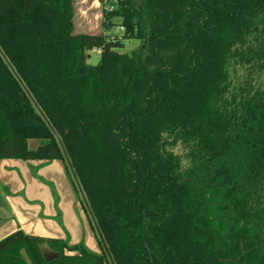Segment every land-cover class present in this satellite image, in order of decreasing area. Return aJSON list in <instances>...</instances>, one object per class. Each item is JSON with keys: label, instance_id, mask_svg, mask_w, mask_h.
<instances>
[{"label": "trees", "instance_id": "obj_1", "mask_svg": "<svg viewBox=\"0 0 264 264\" xmlns=\"http://www.w3.org/2000/svg\"><path fill=\"white\" fill-rule=\"evenodd\" d=\"M115 6L130 53L73 32L71 0H0V160L58 159L79 196L11 66L115 264H264V0ZM0 264L109 262L17 229Z\"/></svg>", "mask_w": 264, "mask_h": 264}, {"label": "rangeland", "instance_id": "obj_2", "mask_svg": "<svg viewBox=\"0 0 264 264\" xmlns=\"http://www.w3.org/2000/svg\"><path fill=\"white\" fill-rule=\"evenodd\" d=\"M71 2L73 9V32L104 34L110 40L119 39L122 41L121 51L127 53H130L132 50H135L139 47L140 41L136 38L128 37L127 34L124 33L123 27L120 26V9L119 6H115V1L71 0ZM109 6L112 8L110 9ZM103 14H105L107 17L105 24L103 23ZM99 59V50L91 49L89 51V58L87 62L89 64H97ZM29 146L31 148L34 147V141L30 140ZM56 162L60 163L61 161ZM55 164L50 162L49 164L41 166L37 172L39 175L38 178H27L25 176V169L20 170L22 167L20 169H17L15 166H10L7 168L12 171L14 182L6 186V190L3 191L2 188L4 186L0 180V187L2 194H9L8 207L10 212L12 214L14 213L15 216L13 219H5L4 223H1L0 228L1 226L17 224L20 225V228L23 229V231L27 234H44L40 231V229L35 227V225L39 224V222L36 220L42 222V227H45V229L50 227L60 228L62 225H64L63 221L60 220V224H58V222L51 217L54 213H51L52 211H60V214H62L61 219L62 217L64 220L71 218L75 225H81V215L84 217L83 213L80 211L81 207H77V210H75L73 205L64 204V195L59 192V179L64 176L65 171L63 167H59V165L57 167ZM56 178H58L57 181L59 182V185L56 181ZM54 196L58 198L57 204L54 203ZM59 196L61 197V203L59 201ZM45 215L47 218H44ZM30 222H34V225L32 224V226H30ZM80 227L82 235L78 236V242L83 244L90 251L100 253L101 247L99 245L97 235L91 225L90 218L89 223H86ZM71 234L72 236L76 237V234L72 229ZM39 247L43 256L47 259V253L52 252V250L48 248L46 243H41Z\"/></svg>", "mask_w": 264, "mask_h": 264}, {"label": "crops", "instance_id": "obj_3", "mask_svg": "<svg viewBox=\"0 0 264 264\" xmlns=\"http://www.w3.org/2000/svg\"><path fill=\"white\" fill-rule=\"evenodd\" d=\"M56 161H60L58 159H53L52 161L49 162H43L41 160H36V159H27V160H23V159H12V158H6V159H2L0 160V180L2 182V185L5 187H3V190H6V186H8L9 184H11L12 182H14L13 180V176H12V171H10L9 169H7L10 166H15L17 169L21 168L20 170L25 169V176L28 178H38V170L41 166L49 164L50 162H52L53 164L55 163H59ZM59 165V167H63L64 165L62 163V161L59 164H55ZM4 167V168H3ZM65 171V168H64ZM21 172V171H20ZM33 172V173H32ZM23 179V177H22ZM58 178H56L57 181ZM62 179V180H61ZM59 179V182L57 181L58 185H59V192H61L64 195V204H71L74 206V209L77 210V207H81L80 211L83 213L84 217L80 218V223L81 225H75L74 221L71 218H68L67 220H64L63 217L61 219L62 214H60V211H52L51 213H53V215L51 216L52 218H54L58 224H60V220L63 221L64 225H60V228H56V227H50L45 229V227H42L43 223L40 222L39 220H36L37 222H39L38 225H35V227H37L38 229H40V231L44 234H39L38 235H42V236H48V237H57V238H62L65 239L67 238L69 243L71 244H75V243H79L78 240V236L82 235V231H81V227L86 223H89V217L87 216V212L85 211V208H83L82 203L79 200V196L77 195L76 191L74 190L68 176L67 173L65 171L64 176ZM24 181V179H23ZM1 184V183H0ZM6 192V191H5ZM4 195V199L6 202V210H0V225L1 223H4V220H8V218H14V213L12 214L10 212V209L8 207V197L9 194L5 193ZM54 203L57 204L58 202V198L56 196H54ZM59 201L61 203V197L59 196ZM81 214V213H80ZM60 217V218H59ZM44 218H47V216L45 215ZM32 224L34 225V222H30V226H32ZM23 226V225H22ZM23 228V227H22ZM17 229H21L20 225L17 224H13V225H8V226H1L0 228V238L4 237L7 234H10L12 232H14ZM71 229L74 230V233L76 234L74 236H72L71 234ZM23 231V229H21ZM49 248V247H48ZM48 257L47 259L53 258L55 256V252H48Z\"/></svg>", "mask_w": 264, "mask_h": 264}, {"label": "water", "instance_id": "obj_4", "mask_svg": "<svg viewBox=\"0 0 264 264\" xmlns=\"http://www.w3.org/2000/svg\"><path fill=\"white\" fill-rule=\"evenodd\" d=\"M10 69H11L12 73L14 74V76L16 77V79L18 80V82L20 83V85L22 86V88L24 89V91L27 93L28 97L33 102L34 106L38 110V112L41 115L42 119L44 120V122L46 123L48 128L50 129L51 133L54 135L56 141L58 142V144L60 146V149L62 151L63 157H64V161H65V163H66V165L68 167V170H69V172L71 174V177H72V179H73V181L75 183V186H76V188L78 190L79 196H80V198L82 200V203H83V205H84V207L86 209V212H87V214H88V216H89V218L91 220V224H92V226L94 228V231H95V233L97 235V239H98V241H99V243H100V245L102 247V250L104 251V253L106 255V258L108 259L109 264H115L111 254H110V252H109V250L107 248V245H106L105 240H104V238L102 236V233H101V231H100V229H99V227L97 225L95 217H94V215H93V213H92V211H91V209L89 207V204H88V202L86 200V197L84 195L83 189H82V187H81V185L79 183V180H78V178L76 176V173H75V171L73 169V166H72V164H71V162L69 160V157H68V155H67V153H66V151L64 149V146H63V144L61 142L60 137L57 135V133L55 132L54 128L51 126V124L49 123V121L47 120L45 115L42 113V111L40 110L39 106L35 103L34 99L31 96V94L29 93V91L25 87L24 83L19 78V76L16 74L15 70L11 66H10Z\"/></svg>", "mask_w": 264, "mask_h": 264}, {"label": "built area", "instance_id": "obj_5", "mask_svg": "<svg viewBox=\"0 0 264 264\" xmlns=\"http://www.w3.org/2000/svg\"><path fill=\"white\" fill-rule=\"evenodd\" d=\"M113 1H115V0H113ZM109 8L111 9L112 7H111V6H109Z\"/></svg>", "mask_w": 264, "mask_h": 264}]
</instances>
